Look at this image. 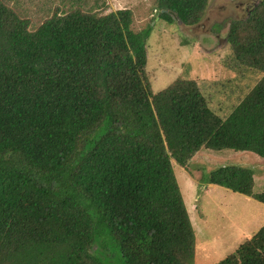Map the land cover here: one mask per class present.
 <instances>
[{"label":"trees","instance_id":"16d2710c","mask_svg":"<svg viewBox=\"0 0 264 264\" xmlns=\"http://www.w3.org/2000/svg\"><path fill=\"white\" fill-rule=\"evenodd\" d=\"M208 0H155L196 26ZM123 9L54 12L37 28L0 0V264H193L173 165L200 151L264 159V0L232 21V62L261 78L226 118L193 81L152 94L148 30ZM207 184L264 205L253 172ZM215 264H264V227Z\"/></svg>","mask_w":264,"mask_h":264},{"label":"rangeland","instance_id":"374dc122","mask_svg":"<svg viewBox=\"0 0 264 264\" xmlns=\"http://www.w3.org/2000/svg\"><path fill=\"white\" fill-rule=\"evenodd\" d=\"M261 1L208 0L201 21L184 27L179 22L159 20L155 0H2L20 18L30 21L31 30L54 12L81 9L106 15L130 10L132 30L149 31L145 74L151 93L154 95L177 80L193 81L209 108L221 118H226L261 78L259 72L233 63L226 44L231 22L246 19ZM172 165L194 233V264L219 262L246 241L244 235L251 231L254 235L264 227L263 204L245 201L247 197L218 186L214 191L205 190L211 186L206 181L212 171L239 167L253 172L254 193L264 191V159L228 150L200 151L185 167ZM235 219L237 228L233 230L228 221Z\"/></svg>","mask_w":264,"mask_h":264},{"label":"crops","instance_id":"0c3cea01","mask_svg":"<svg viewBox=\"0 0 264 264\" xmlns=\"http://www.w3.org/2000/svg\"><path fill=\"white\" fill-rule=\"evenodd\" d=\"M215 188H218L217 186L216 187H214V186H209V187H207V188H205V190H209V191H214L215 190ZM220 188V187H219ZM233 193V192H232ZM242 198H244V197H242ZM246 199H248L249 200V202L250 201H252L253 199H251V198H245L244 200L246 201ZM230 224H231V226H232V228H233V230H235V228H237V226H236V219H235V222L234 221H232V220H229L228 221ZM240 228V227H239ZM258 231V230H257ZM238 233L239 234H241V230L240 229H238ZM250 233V234H249ZM249 233H247L246 235H244V239L246 238V241L247 240H249L252 236H253V234L252 233H254V231H251V232H249ZM195 251V250H194ZM230 255V254H229ZM226 257V256H225ZM224 257V258H225ZM195 261V262H194ZM194 263H196V259H195V255H194V260H193V264ZM203 263H208V262H204V261H201L199 264H203Z\"/></svg>","mask_w":264,"mask_h":264}]
</instances>
